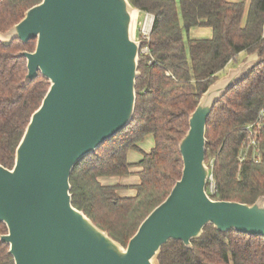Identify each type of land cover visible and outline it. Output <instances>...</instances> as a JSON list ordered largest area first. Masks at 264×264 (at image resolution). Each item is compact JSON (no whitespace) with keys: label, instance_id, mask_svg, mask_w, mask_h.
I'll use <instances>...</instances> for the list:
<instances>
[{"label":"water","instance_id":"water-1","mask_svg":"<svg viewBox=\"0 0 264 264\" xmlns=\"http://www.w3.org/2000/svg\"><path fill=\"white\" fill-rule=\"evenodd\" d=\"M137 10L128 0H40L6 32L33 51L25 87L39 75L49 87L16 148L12 168L0 165V224L14 264H159L161 247L192 249L203 228L264 238V196L254 203L213 200L206 191V126L215 105L259 63L258 52L201 94L178 143L181 177L142 221L126 247L73 207L74 166L118 134L135 111L142 41L134 40Z\"/></svg>","mask_w":264,"mask_h":264},{"label":"trees","instance_id":"trees-1","mask_svg":"<svg viewBox=\"0 0 264 264\" xmlns=\"http://www.w3.org/2000/svg\"><path fill=\"white\" fill-rule=\"evenodd\" d=\"M142 13L154 16L149 41H142L132 120L94 153L80 159L70 175L74 208L81 211L112 239L126 246L142 221L162 203L181 177L178 149L188 130V117L201 94L232 67L239 54L258 52L259 63L215 105L206 126L205 161L213 159V200L252 204L264 196V128L261 161L241 164L237 154L245 138L244 127L253 122L264 101V0H128ZM40 0H3L0 32L16 25ZM194 27L212 31L209 39L192 40ZM137 37L139 38L138 34ZM35 40L9 46L0 43V165L12 168L16 148L32 113L49 85L39 75L25 87L26 61L20 51H33ZM147 47L148 53H141ZM152 135L153 147L143 152L140 142ZM129 151L142 157L127 159ZM138 169L133 172L132 169ZM138 176L133 196H121L120 185H103L100 178ZM208 192V185L206 188ZM0 224V236L6 234ZM187 249L181 241L161 247L159 264H264V238L238 232L222 233L207 225ZM0 264H14L9 247L0 243Z\"/></svg>","mask_w":264,"mask_h":264},{"label":"built area","instance_id":"built-area-1","mask_svg":"<svg viewBox=\"0 0 264 264\" xmlns=\"http://www.w3.org/2000/svg\"><path fill=\"white\" fill-rule=\"evenodd\" d=\"M3 0H0V3ZM154 16L151 13H142L137 11L135 19V35L138 34L140 41H149L150 32L152 29ZM141 53H148V48L144 47ZM232 62V61H230ZM229 62V63H230ZM264 128V101L262 107L258 111L256 118L253 122L249 123L244 127L245 138L242 141L238 154L237 161L239 164V170L242 163L250 160L254 164L260 163L261 161V134ZM210 173L208 178V194H213L214 181L211 173L212 164L209 166ZM207 188V187H206ZM207 191V190H206Z\"/></svg>","mask_w":264,"mask_h":264},{"label":"crops","instance_id":"crops-1","mask_svg":"<svg viewBox=\"0 0 264 264\" xmlns=\"http://www.w3.org/2000/svg\"><path fill=\"white\" fill-rule=\"evenodd\" d=\"M227 1H229V2H244V4H245V12H244V18H243V21L245 20V18H246V12H247V8H248V6H249V4H250V0H227ZM211 36H212V31H211V29L210 28H207V27H194V28H191L190 30H189V32H188V38L189 39H192V40H198V39H209V38H211ZM249 55V54H248ZM248 55H244V54H239L238 56H236L235 58H234V61H239V58L241 57V56H244V59L248 56ZM239 63H241V62H239ZM231 64V62L230 63H228L227 64V66L225 67V69H224V73H223V75H225L226 73H227V71L229 70V69H231L230 68V66L232 65H230ZM230 65V66H229ZM238 65V64H237ZM236 65V66H237ZM227 70V71H226ZM222 75V76H223ZM152 148V147H151ZM150 148V149H151ZM130 163H136V162H130ZM138 169H136V168H134V169H132V171L133 172H135V171H137ZM109 180V179H108ZM111 180V179H110ZM109 180V181H110ZM111 182V181H110ZM124 182V181H123ZM138 183V181H137V179H134L133 181H126L125 180V182L123 183V184H121V183H119L118 181H117V179L114 181L113 180V183H106V185L108 184V185H120V186H122L123 188L122 189H120L119 190V195H121V196H124V197H126V196H133L134 194H135V190H134V188H133V186L134 185H136ZM103 185H105V184H103ZM120 192H125V194L123 195V194H121Z\"/></svg>","mask_w":264,"mask_h":264},{"label":"rangeland","instance_id":"rangeland-1","mask_svg":"<svg viewBox=\"0 0 264 264\" xmlns=\"http://www.w3.org/2000/svg\"><path fill=\"white\" fill-rule=\"evenodd\" d=\"M136 9V8H135ZM137 10V9H136ZM138 11V10H137ZM134 33H135V24H134ZM134 36H133V38H134V40L136 41L137 40V35H135V34H133ZM244 60V56H241L240 58H239V62H242ZM232 64V63H231ZM230 64V65H231ZM239 64V63H238ZM229 65V66H230ZM234 67H236V66H234ZM234 67H232V66H230V68H234ZM227 71V70H226ZM153 137H152V135H147V136H145L143 139H142V141L140 142V144H139V146H140V149L143 151V152H147V151H149L150 150V148L151 147H153ZM141 157H142V154L140 153V152H137V151H129L128 152V154H127V159H128V161L129 162H137V161H139L140 159H141ZM210 164H213V159L212 158H210L209 159V162H208V166L210 165ZM111 181H109V180ZM117 179V181L119 182V183H121V184H123L124 182H125V180L126 181H133L134 179H137V181H139L138 180V176L136 175V174H132V175H130V176H126V177H107V178H100L99 180H100V183L101 184H105L106 185V183H113V180L115 181ZM124 181V182H123ZM213 181H214V179H213ZM108 185V184H107ZM215 181H214V189H213V192L212 193H214L215 192ZM121 194H125V192H120ZM128 243V242H127ZM127 245V244H126ZM123 247H126V246H123Z\"/></svg>","mask_w":264,"mask_h":264}]
</instances>
